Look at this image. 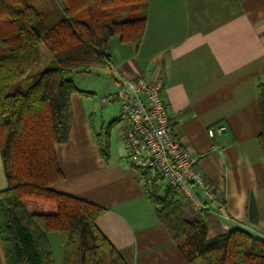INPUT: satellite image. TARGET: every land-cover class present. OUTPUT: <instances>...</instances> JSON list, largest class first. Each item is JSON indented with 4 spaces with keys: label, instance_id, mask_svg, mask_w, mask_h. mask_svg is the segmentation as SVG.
<instances>
[{
    "label": "crops",
    "instance_id": "1",
    "mask_svg": "<svg viewBox=\"0 0 264 264\" xmlns=\"http://www.w3.org/2000/svg\"><path fill=\"white\" fill-rule=\"evenodd\" d=\"M145 17L139 45L109 39L106 92L72 93L69 138L56 147L64 179L54 188L105 208L97 226L127 264H190L128 164L118 103L103 102L126 81L144 77L161 82L175 133L225 205L222 213L218 203L205 212L182 205L185 219L204 222L208 238L242 229L264 239V0H148ZM217 124L227 129L209 137ZM7 186L0 151V192ZM48 238L61 264L60 234ZM0 264H7L1 239Z\"/></svg>",
    "mask_w": 264,
    "mask_h": 264
},
{
    "label": "trees",
    "instance_id": "2",
    "mask_svg": "<svg viewBox=\"0 0 264 264\" xmlns=\"http://www.w3.org/2000/svg\"><path fill=\"white\" fill-rule=\"evenodd\" d=\"M148 0H0V151L7 188L0 192V239L7 264H55L48 234L58 232L61 264H127L100 231L105 208L57 191L63 179L56 147L71 131L68 74L108 67V41L142 42ZM44 45L56 65L33 73L36 47ZM263 116L264 84L259 86ZM109 136L101 142L107 159ZM158 219L190 264H264V239L242 229L208 238L204 222L185 219L169 187L149 197Z\"/></svg>",
    "mask_w": 264,
    "mask_h": 264
},
{
    "label": "built area",
    "instance_id": "3",
    "mask_svg": "<svg viewBox=\"0 0 264 264\" xmlns=\"http://www.w3.org/2000/svg\"><path fill=\"white\" fill-rule=\"evenodd\" d=\"M161 88V82L152 84L138 77L103 99L104 103L119 105L128 164L141 174L147 197L156 189L169 187L187 208L205 212L218 203L222 213L225 205L218 201L212 184L198 168V157L175 133ZM226 129L225 124H217L208 129V135L212 138Z\"/></svg>",
    "mask_w": 264,
    "mask_h": 264
},
{
    "label": "rangeland",
    "instance_id": "4",
    "mask_svg": "<svg viewBox=\"0 0 264 264\" xmlns=\"http://www.w3.org/2000/svg\"><path fill=\"white\" fill-rule=\"evenodd\" d=\"M36 54L37 62L32 67L31 74L52 68L56 65L54 56L44 45H38L36 47ZM68 77L79 90L87 92L96 91L98 93H104L108 89L106 81H112L110 72L103 69V67H91L89 71L85 68H78L70 72Z\"/></svg>",
    "mask_w": 264,
    "mask_h": 264
}]
</instances>
